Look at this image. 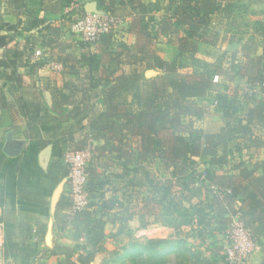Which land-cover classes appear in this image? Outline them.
<instances>
[{"label": "trees", "instance_id": "16d2710c", "mask_svg": "<svg viewBox=\"0 0 264 264\" xmlns=\"http://www.w3.org/2000/svg\"><path fill=\"white\" fill-rule=\"evenodd\" d=\"M11 1L25 19L0 35L5 49L0 79L12 93L20 92L35 86L38 72L52 61L62 63L66 74L79 81L68 82L66 91L54 89L55 104L71 106V117H82L83 127L104 142L95 147L87 169L86 209L72 212L68 165L56 163L48 171L52 182L66 180L58 207L67 214L57 221L71 227L76 240L57 264H91L105 252L108 238L118 243L117 226L119 233L133 232L130 224L139 206L134 202L142 192L147 218L139 228L162 222L164 211L173 219L162 224L175 232L165 239L133 237L101 264H230L225 245L209 240L216 231L225 234L234 218L264 251V160L253 161L264 149V0H42L43 15L30 10L28 0ZM88 2L105 14L132 19L128 32L142 42L118 41V30L96 44L70 36L73 23L88 14ZM243 36L248 39L240 49L224 50L213 61L200 59L205 46L235 43ZM18 37L25 44L10 47ZM154 43L176 46V57L162 58ZM37 49L43 53L35 58ZM124 64L131 69L116 75ZM148 70L157 74L149 77ZM233 84L244 90L241 97L231 92ZM210 96L223 121L216 132L196 124L209 115L200 100ZM18 102L29 119L27 132L34 135L37 104L21 97ZM88 145L86 138L80 149ZM246 151L251 154L244 157ZM204 158L208 163L202 171ZM230 164V171L216 172Z\"/></svg>", "mask_w": 264, "mask_h": 264}, {"label": "crops", "instance_id": "0c3cea01", "mask_svg": "<svg viewBox=\"0 0 264 264\" xmlns=\"http://www.w3.org/2000/svg\"><path fill=\"white\" fill-rule=\"evenodd\" d=\"M143 1L152 4L157 0ZM27 7L36 11L38 15L44 14L42 0H28ZM21 17L25 19L24 16L19 15V10L11 0H0V35L10 34L8 27L17 25ZM131 21L132 19L128 18L117 31V40L133 44L137 39L136 42L140 44L141 36L128 32ZM233 32L236 30L230 33ZM247 39L246 37L245 41ZM24 44L25 39L18 37L10 44V47L16 45L22 47ZM152 48L169 61L176 57L178 51L176 46L164 43H154ZM4 53L5 49L0 48V57ZM34 57L36 58L35 55ZM129 69L131 66L124 64L116 75ZM20 72L25 73L26 68H21ZM82 72L81 76L86 70ZM148 72L157 74L155 70H148L146 75ZM95 73L98 77L103 75L102 69ZM75 79L74 76L66 74V69L58 72L52 71L47 66L38 72L35 86L23 88L16 93H12L9 84L0 79V264H57L59 259L62 262L65 260L63 249L74 247L76 244V240L70 235L72 228L61 226L57 221V216L63 217L67 214V209L60 210L58 207L64 189L58 202L54 203L53 200L57 189L65 179L56 184L49 179L48 171L53 164L66 163V152L80 149L82 140L88 138V144L94 147L101 146L104 142L95 140L83 127V124L87 122L81 120L82 117H71L72 114L69 112L72 109L71 106L60 107L55 104L54 89L66 91L68 82L79 81ZM20 97L27 102L37 104L36 118L32 121V126L35 128L34 135L27 132L29 119L22 113L18 102ZM97 101L98 99L95 98L97 109L101 110L102 106ZM222 125L223 121L220 118L218 126L214 130L207 131L216 132ZM9 138L13 140L10 149L16 152V155H9L6 152ZM250 154L251 152L246 151L244 155L246 157ZM257 160H264V149L253 156V161ZM231 168L232 165H226L218 168L216 172L222 174L230 171ZM111 170H108V173ZM144 196L142 192L138 202V214L134 220L147 218L144 215ZM148 218L154 220L155 216ZM130 225L133 228V225ZM48 234L51 235L49 240H47ZM44 252L53 254L38 260ZM263 257L264 251L259 247L253 255V260L261 264Z\"/></svg>", "mask_w": 264, "mask_h": 264}, {"label": "built area", "instance_id": "2783aa9c", "mask_svg": "<svg viewBox=\"0 0 264 264\" xmlns=\"http://www.w3.org/2000/svg\"><path fill=\"white\" fill-rule=\"evenodd\" d=\"M126 21L120 17L100 13H88L72 25V30L83 41L96 44L100 38L112 31L119 30ZM37 49L36 57L42 55ZM52 71L63 72L62 63L52 61L48 66ZM96 151L93 145L83 149L68 150L65 162L69 168V196L72 200V212L82 211L89 205L90 196L87 191V169L95 158ZM225 254L230 264H257L253 260L255 251L260 247L252 236L251 230L240 220L233 219L224 234Z\"/></svg>", "mask_w": 264, "mask_h": 264}, {"label": "rangeland", "instance_id": "374dc122", "mask_svg": "<svg viewBox=\"0 0 264 264\" xmlns=\"http://www.w3.org/2000/svg\"><path fill=\"white\" fill-rule=\"evenodd\" d=\"M254 7L259 9V6H254ZM247 17H248V15H247ZM219 28H221V25H219ZM68 35H70V34H68ZM68 35H67V37H69ZM229 35H231L230 32H229ZM70 36H72L73 38H76V39L80 38L77 34H73V33ZM246 37L247 36H243V38L242 39L240 38L241 40H239L236 43H228L227 41H225L223 43L219 42L218 47L205 46L202 53L199 55L200 59L203 62L209 61L211 59H215L216 56L220 55L221 51H224V50H227L228 52L232 53L233 51L241 48V45L245 42ZM208 51H210V53H212V54L209 55L207 53ZM194 68L197 70H200L201 67H194ZM154 75L155 74H152L150 76H154ZM220 81H221L220 78L215 79V83L217 84V87L223 86V84ZM231 92L235 93L238 97L239 96L241 97L244 90L239 89V87L237 85L233 84ZM212 99H213V97L210 96L207 99V102H206V98L200 100V102L202 104H204L206 106V103H207V105L209 107V115L207 117H205L204 119L197 121V123H196L199 127H202L205 131L206 130H214V128H216L218 126L219 120L221 118V114H219V112L215 109L214 106H211L214 104V102H212ZM202 162L203 163L200 165V167H201L200 169L203 171L206 168V163H208V159L204 158L202 160ZM164 175H166V173H163V176ZM137 196L138 195H136V197ZM136 203L138 204L137 200L134 202V205H136ZM137 210H138V207L135 206V211H137ZM161 213L163 214V216H161L162 222H160L158 224L150 225L147 228H143V229L139 228L142 225V223H144V221H146L145 219H143L142 221L136 219L131 223L133 225V232L131 230H129L127 232L125 231L123 233H119L118 226H117L115 228V233H117L116 238L118 240V243L117 244L114 243L113 238H108L105 242V252L98 253L96 255L94 261L91 264H101L104 258L109 257L111 253H113L117 249H120L122 246L126 245L129 242V240H131L133 237L141 238V240L165 239V238L170 237L175 232V230L169 226L163 225L162 223L171 222L170 220L173 218H171L169 215L167 216V214L164 211H162ZM110 232H111V230L108 229L107 233H110ZM70 235H72V237H73V230L72 231L70 230ZM191 242H193V241L191 240ZM209 242H215L217 245L224 247V245H225L224 232H220V231L214 232L213 237L209 240ZM197 243H199V242H197Z\"/></svg>", "mask_w": 264, "mask_h": 264}, {"label": "water", "instance_id": "95a60500", "mask_svg": "<svg viewBox=\"0 0 264 264\" xmlns=\"http://www.w3.org/2000/svg\"><path fill=\"white\" fill-rule=\"evenodd\" d=\"M86 10L88 13H100L101 11L97 10V7H96V3L95 2H89L86 4ZM153 73L152 72H148L147 75L150 76L152 75ZM13 144V140L9 138V141H8V144H7V147H6V152L9 154V155H16V152L12 151L10 149L11 145ZM65 183H66V180L63 181L59 188L57 189L55 195H54V203H57L58 202V199L64 189V186H65ZM49 236H50V239H51V235L48 234L47 236V240H49Z\"/></svg>", "mask_w": 264, "mask_h": 264}]
</instances>
